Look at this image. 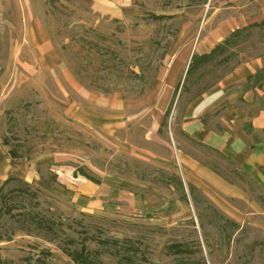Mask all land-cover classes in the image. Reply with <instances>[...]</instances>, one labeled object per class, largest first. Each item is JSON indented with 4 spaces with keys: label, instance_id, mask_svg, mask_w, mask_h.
<instances>
[{
    "label": "rangeland",
    "instance_id": "obj_1",
    "mask_svg": "<svg viewBox=\"0 0 264 264\" xmlns=\"http://www.w3.org/2000/svg\"><path fill=\"white\" fill-rule=\"evenodd\" d=\"M1 2L0 157L21 171L0 182V264L82 248L93 264H264V190L192 135L224 111L229 72L264 64V0H148L122 20Z\"/></svg>",
    "mask_w": 264,
    "mask_h": 264
},
{
    "label": "crops",
    "instance_id": "obj_2",
    "mask_svg": "<svg viewBox=\"0 0 264 264\" xmlns=\"http://www.w3.org/2000/svg\"><path fill=\"white\" fill-rule=\"evenodd\" d=\"M1 1L0 6H3ZM16 5L19 7L18 3ZM88 5L100 18L122 20L146 14L148 0H88ZM32 24L33 30L37 29L35 19ZM33 30L29 28L30 40L41 47L45 46L43 41L38 44L36 30ZM214 89L224 92L220 94V98L221 101H226V107L209 127L202 123L197 125L196 122L192 135L197 141L225 154L240 171L252 177L264 190V64H242L229 72ZM182 129L191 133L187 121L182 124ZM178 157L184 164L191 165L192 160L185 153L179 152ZM3 158L5 157L2 155V183L7 180L8 173L21 171ZM197 166L195 163V167ZM214 175L211 172L212 178ZM186 180L191 181L189 178ZM82 200L84 201L80 197V201Z\"/></svg>",
    "mask_w": 264,
    "mask_h": 264
},
{
    "label": "trees",
    "instance_id": "obj_3",
    "mask_svg": "<svg viewBox=\"0 0 264 264\" xmlns=\"http://www.w3.org/2000/svg\"><path fill=\"white\" fill-rule=\"evenodd\" d=\"M234 35V33H232V36ZM231 38L226 39L225 42L216 45L209 53L207 54H202V55H196L194 57H192V62L190 63V66L188 68V73L191 70V67L193 66V63H202V62H206L208 60H210L214 54L222 51L224 48V45L227 44L229 42ZM82 175H84L86 178L93 180V178L87 174H85L84 172L81 173ZM9 179V178H8ZM85 250L84 248H82L79 252H71L68 255L71 257V259L74 262H77L78 264H93L91 260H89L87 258V256L84 254Z\"/></svg>",
    "mask_w": 264,
    "mask_h": 264
}]
</instances>
